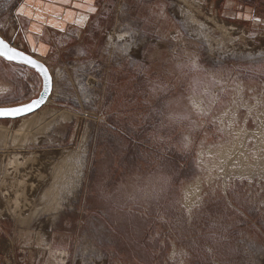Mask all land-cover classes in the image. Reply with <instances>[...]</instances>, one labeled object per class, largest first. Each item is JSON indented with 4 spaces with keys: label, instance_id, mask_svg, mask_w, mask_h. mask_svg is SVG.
<instances>
[{
    "label": "rangeland",
    "instance_id": "374dc122",
    "mask_svg": "<svg viewBox=\"0 0 264 264\" xmlns=\"http://www.w3.org/2000/svg\"><path fill=\"white\" fill-rule=\"evenodd\" d=\"M19 2L0 0L6 41ZM108 10L100 62L52 65L48 103L0 122L1 251L30 264H264V26L200 0ZM41 91L38 73L0 58V107Z\"/></svg>",
    "mask_w": 264,
    "mask_h": 264
},
{
    "label": "crops",
    "instance_id": "0c3cea01",
    "mask_svg": "<svg viewBox=\"0 0 264 264\" xmlns=\"http://www.w3.org/2000/svg\"><path fill=\"white\" fill-rule=\"evenodd\" d=\"M200 1L223 17L235 18L253 29L264 26V0ZM108 11V0H20L8 42L49 68L68 58L83 62L89 52L99 63L98 52L112 26ZM6 255L18 264L31 263L29 257L26 262H17L15 252L0 248V261Z\"/></svg>",
    "mask_w": 264,
    "mask_h": 264
},
{
    "label": "snow or ice",
    "instance_id": "6c2138e0",
    "mask_svg": "<svg viewBox=\"0 0 264 264\" xmlns=\"http://www.w3.org/2000/svg\"><path fill=\"white\" fill-rule=\"evenodd\" d=\"M90 10L94 12L95 8H92ZM0 58H3L9 62L22 61L23 63L31 65L33 67H41L42 71L45 72L46 79H50L47 77L46 69H43L42 66L38 65L37 61L25 55L23 52L18 51L15 47L10 46V44L7 43L3 38H0ZM42 102H43V98H41V100L33 101L32 103L18 107H12V108L0 107V118H14L18 115L25 114L27 112L32 111L34 106H38Z\"/></svg>",
    "mask_w": 264,
    "mask_h": 264
},
{
    "label": "water",
    "instance_id": "95a60500",
    "mask_svg": "<svg viewBox=\"0 0 264 264\" xmlns=\"http://www.w3.org/2000/svg\"><path fill=\"white\" fill-rule=\"evenodd\" d=\"M1 38V37H0ZM5 40V39H4ZM6 41V40H5ZM7 43H9L8 41H6ZM10 46L12 47H15L14 45H12L11 43H9ZM18 51H21L23 52L25 55L31 57L33 60L37 61L38 65L42 66L43 69H46L47 71V77L50 78V79H46V76H45V72L42 71L41 67H33L31 65H28V64H25L23 63L22 61H7L9 63H22L26 66H28L29 68L33 69L36 73L39 74V76L41 77L42 79V91L41 93L39 94L38 98L34 99L31 101V103L33 101H38V100H41V98H43V102L40 103L38 106H34L33 110L30 111V112H27L25 114H22V115H18L14 118H0V122H3V121H15V120H19V119H22V118H25V117H28V116H31L37 112H39L49 101L52 93H53V88H54V79H53V76H52V73L50 71V68L41 60H39L38 58L34 57L33 55L31 54H28L26 53L25 51L23 50H20L19 48L15 47ZM5 60V59H4ZM47 89V91H46Z\"/></svg>",
    "mask_w": 264,
    "mask_h": 264
},
{
    "label": "built area",
    "instance_id": "2783aa9c",
    "mask_svg": "<svg viewBox=\"0 0 264 264\" xmlns=\"http://www.w3.org/2000/svg\"><path fill=\"white\" fill-rule=\"evenodd\" d=\"M54 79V78H53ZM9 260L10 262H8V261H6V260ZM11 260H10V258H6L5 256H4V260L3 261H0V264H11ZM14 264H17L16 262H13Z\"/></svg>",
    "mask_w": 264,
    "mask_h": 264
},
{
    "label": "bare ground",
    "instance_id": "6f19581e",
    "mask_svg": "<svg viewBox=\"0 0 264 264\" xmlns=\"http://www.w3.org/2000/svg\"><path fill=\"white\" fill-rule=\"evenodd\" d=\"M36 114V113H35ZM34 115V114H33ZM32 116V115H31ZM28 117H30V116H28ZM26 118V117H25ZM21 131V130H20Z\"/></svg>",
    "mask_w": 264,
    "mask_h": 264
}]
</instances>
